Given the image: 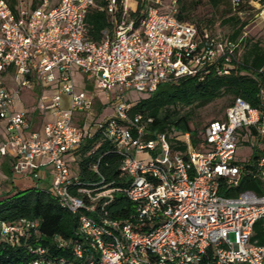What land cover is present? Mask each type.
<instances>
[{
  "label": "built area",
  "instance_id": "obj_1",
  "mask_svg": "<svg viewBox=\"0 0 264 264\" xmlns=\"http://www.w3.org/2000/svg\"><path fill=\"white\" fill-rule=\"evenodd\" d=\"M102 1L59 0L52 6L44 0L31 8L18 0L13 8L0 0V119L7 132L0 156L11 153L13 172L36 180L50 168L49 193L65 210L80 213L79 238L71 248L86 264H264V245L252 240L255 222L264 217V146L257 158L236 160L243 134L264 141V110L237 97L196 144L187 132V150L171 153L166 134L147 138L151 118L132 115L134 102L127 97L133 89L150 94L161 83L200 75L220 57L225 62L217 73L227 74L233 47L222 35L179 19L175 5L161 10L160 0H148L133 14L129 0H121L118 16L119 0ZM243 4L231 0L240 16ZM248 4L264 21V3ZM92 6L113 17L101 41L88 36ZM75 68L97 82L102 107L112 113L100 118L94 109L98 91L79 88ZM39 84L53 90L38 98V109L51 118L34 130L29 112L17 103L23 90ZM260 93L264 98V86ZM96 134L118 155V178L101 171V157L91 165L96 178L73 169L82 142ZM245 177L257 179L259 189H240ZM117 195L130 203L123 218L109 209ZM23 222H1V236L14 243L26 227L37 226ZM34 251L38 255L28 264H75L64 257L45 260L41 247Z\"/></svg>",
  "mask_w": 264,
  "mask_h": 264
},
{
  "label": "trees",
  "instance_id": "obj_2",
  "mask_svg": "<svg viewBox=\"0 0 264 264\" xmlns=\"http://www.w3.org/2000/svg\"><path fill=\"white\" fill-rule=\"evenodd\" d=\"M15 8L18 0H8ZM138 8L133 14H140L141 9L148 0H138ZM214 8H222L227 16L224 23H229L233 31L229 34L221 33L215 28L213 19L191 20L190 8H195L200 0L188 5L180 0V9L177 8V17L195 24L201 32L208 31L211 34H220L227 46L233 47L230 56L231 66L229 73L220 75L217 67H222L224 57L218 58L212 65L206 66L202 74L197 76H185L175 81L161 83L158 88L146 97L138 99L132 108L131 114L142 113L145 120L151 118L148 123L147 138H154L160 133L166 134L171 147V153L185 152L187 142L182 135L189 132L192 142L196 144L203 136L206 125L201 129L192 126L196 111L211 102L225 97L229 98L227 107L237 97L246 99L253 107L264 110V98L260 93L264 86V46L259 41L245 40L243 28L246 20H241L237 12L233 10L231 0H207ZM249 0H244L242 9L251 8ZM264 3V0H261ZM44 0H30L31 8L40 6ZM98 3H104L97 0ZM163 10V9H161ZM122 13V4L119 0L118 16ZM88 36L95 40L103 39V30L111 27L113 17L105 10L97 6L90 7L86 17ZM241 43L246 46L243 56L239 57ZM226 112V110H225ZM101 142L100 145H98ZM109 141L102 139L99 134L86 137L76 152L77 158L73 161L78 164L77 172L82 178H96L97 174L91 169L94 161L99 157V167L108 178H118L119 157L113 151H109ZM258 154L250 158H257ZM11 175L9 170H6ZM13 172V170H12ZM16 175V173L13 172ZM20 175V174H19ZM118 184V182H117ZM3 184L0 183V189ZM259 181L255 178L245 177L240 189H259ZM14 192L3 193L0 190V226L1 222L24 226L23 220L36 222L37 226L25 228V233L20 235L14 243L1 236L0 232V264H28L38 254L34 251L37 247L44 249L41 255L45 260L53 263L61 257L73 260L75 264H86L84 259H77L73 255L71 243L79 237L77 235L80 213H72L65 210L57 199L49 193L48 188L37 189L35 185L15 186ZM130 203L124 195H117L115 201L109 207L111 216L123 218L127 216ZM56 236H61L66 243L61 245ZM252 240L264 245V217L259 218L254 225Z\"/></svg>",
  "mask_w": 264,
  "mask_h": 264
},
{
  "label": "rangeland",
  "instance_id": "obj_3",
  "mask_svg": "<svg viewBox=\"0 0 264 264\" xmlns=\"http://www.w3.org/2000/svg\"><path fill=\"white\" fill-rule=\"evenodd\" d=\"M30 0H27L29 3ZM59 0H49V4L54 6L58 3ZM138 0H129L128 5L132 11H136L138 8ZM195 0H182V3H187L188 5L194 4ZM180 0H160V8L163 10H169L173 5L180 7L182 4ZM223 8V7H222ZM222 8H214L207 0H200L199 4L195 6V8H190V19L202 20V19H213L214 26L216 29L220 30L221 33L229 34L233 31V27L229 23H224L222 20L226 15V13L222 12ZM180 9V8H179ZM241 20H246V25L243 28V35L245 36V40H251V42L259 41L262 46H264V21H260L256 18L255 12L251 8H245ZM247 38V39H246ZM246 46L241 43L239 48V57L243 56L245 52ZM74 78L76 85L79 88H85L87 90L98 91V97L94 105V109L97 111L100 110L101 105L100 102L105 103V97L103 92L98 88L97 82L94 79H87V77L78 72V69H74ZM147 92H140L135 89L128 92L127 97L132 101L136 102L138 99L142 97L148 96ZM230 97L217 99L207 106L198 109L196 111V115L192 126L195 128L201 129L205 126L207 122L211 119L222 117L227 108ZM112 113V110L109 106L105 107V110L102 112V117ZM242 142L239 144L237 148L236 160L243 161L255 154H258L261 148L264 146V141L261 138L253 133L246 132L242 136ZM73 169L78 170V164L76 162L71 163ZM24 178V179H23ZM51 179H38L36 180L32 175L28 174L22 176V180L18 182L19 186H27V185H35L36 188H48L52 189Z\"/></svg>",
  "mask_w": 264,
  "mask_h": 264
},
{
  "label": "crops",
  "instance_id": "obj_4",
  "mask_svg": "<svg viewBox=\"0 0 264 264\" xmlns=\"http://www.w3.org/2000/svg\"><path fill=\"white\" fill-rule=\"evenodd\" d=\"M12 85L14 83L12 82ZM52 89L48 86H44L42 84H39L34 89H25L21 92L20 99L18 100L17 107L18 108H26L27 111L30 114V120H31V127L34 130H39L42 128L43 124L51 118L49 113L47 112H41L38 109V98L40 95H50L52 94ZM67 99V97H66ZM101 108L99 110V116L102 117V112L105 110L103 108V102L99 101ZM7 140V132H6V122L2 119H0V145H2ZM11 151V150H10ZM6 170H9L11 172V175L7 173ZM44 177L47 179H52V175L50 173V168H46L44 170ZM22 176L25 175H19V174H13L12 172V154L9 153L8 155H2L0 156V183H2L3 187L0 189L3 193L7 192H14L15 186H19L18 182L22 180ZM24 179V178H23Z\"/></svg>",
  "mask_w": 264,
  "mask_h": 264
}]
</instances>
